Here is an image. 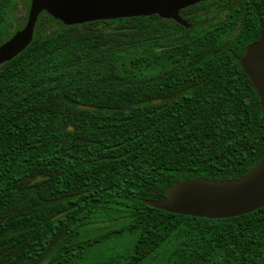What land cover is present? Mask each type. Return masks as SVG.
<instances>
[{"label":"trees","instance_id":"obj_1","mask_svg":"<svg viewBox=\"0 0 264 264\" xmlns=\"http://www.w3.org/2000/svg\"><path fill=\"white\" fill-rule=\"evenodd\" d=\"M16 8L0 0V45ZM182 16L190 29L43 13L0 66V264H264V207L209 220L145 205L186 180L243 178L264 157V113L240 66L264 0Z\"/></svg>","mask_w":264,"mask_h":264},{"label":"water","instance_id":"obj_2","mask_svg":"<svg viewBox=\"0 0 264 264\" xmlns=\"http://www.w3.org/2000/svg\"><path fill=\"white\" fill-rule=\"evenodd\" d=\"M205 1L32 0L26 27L0 47V66L15 59L32 44L43 13L69 27L158 16L190 29L191 25L182 16V11ZM240 66L256 90L264 113V31L260 39L246 49ZM80 109L95 110L85 105H81ZM145 205L167 213L209 220L233 219L254 213L264 207V157L243 178L229 181L186 180L169 187L165 200L145 201Z\"/></svg>","mask_w":264,"mask_h":264},{"label":"flooded vegetation","instance_id":"obj_3","mask_svg":"<svg viewBox=\"0 0 264 264\" xmlns=\"http://www.w3.org/2000/svg\"><path fill=\"white\" fill-rule=\"evenodd\" d=\"M19 2H20V9H21L22 13L19 16H17V18H16L17 20L14 24V27H13L11 33L8 34V32H7V34L4 36L0 47L2 45H4L6 42H8L17 32L23 30L26 27V24L28 22V17H29V12H30V8H31L32 0L29 1V7H27V9L24 8L21 0H19ZM40 17H39V19H40ZM21 19H24V22H23V25L19 26L18 23L20 22ZM38 22H39V20H38ZM37 26H38V23H37ZM37 26H36V30H35V36H36V32H37ZM35 36H34V38H35Z\"/></svg>","mask_w":264,"mask_h":264},{"label":"rangeland","instance_id":"obj_4","mask_svg":"<svg viewBox=\"0 0 264 264\" xmlns=\"http://www.w3.org/2000/svg\"><path fill=\"white\" fill-rule=\"evenodd\" d=\"M29 1L30 0H21L23 6L25 9H27V7H29ZM22 13L21 9L16 8L15 10H13L11 12V17L10 19L13 20L15 19L16 16H19ZM24 19H21L20 22L18 23L19 26L23 25Z\"/></svg>","mask_w":264,"mask_h":264}]
</instances>
